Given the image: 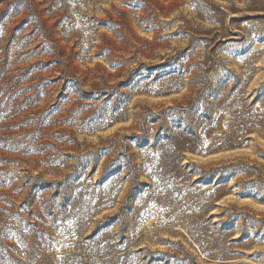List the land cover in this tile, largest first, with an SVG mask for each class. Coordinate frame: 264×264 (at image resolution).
<instances>
[{
    "label": "rangeland",
    "instance_id": "1",
    "mask_svg": "<svg viewBox=\"0 0 264 264\" xmlns=\"http://www.w3.org/2000/svg\"><path fill=\"white\" fill-rule=\"evenodd\" d=\"M0 264H264V0H0Z\"/></svg>",
    "mask_w": 264,
    "mask_h": 264
}]
</instances>
